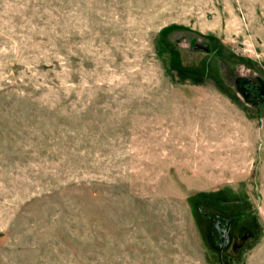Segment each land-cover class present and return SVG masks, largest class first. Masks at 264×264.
<instances>
[{
	"label": "rangeland",
	"instance_id": "obj_1",
	"mask_svg": "<svg viewBox=\"0 0 264 264\" xmlns=\"http://www.w3.org/2000/svg\"><path fill=\"white\" fill-rule=\"evenodd\" d=\"M238 79L264 0H0V264H264Z\"/></svg>",
	"mask_w": 264,
	"mask_h": 264
},
{
	"label": "flooded vegetation",
	"instance_id": "obj_2",
	"mask_svg": "<svg viewBox=\"0 0 264 264\" xmlns=\"http://www.w3.org/2000/svg\"><path fill=\"white\" fill-rule=\"evenodd\" d=\"M240 88L246 97V101L250 103L258 104L264 99V85L260 81L254 82L245 79L244 82H241Z\"/></svg>",
	"mask_w": 264,
	"mask_h": 264
},
{
	"label": "water",
	"instance_id": "obj_3",
	"mask_svg": "<svg viewBox=\"0 0 264 264\" xmlns=\"http://www.w3.org/2000/svg\"><path fill=\"white\" fill-rule=\"evenodd\" d=\"M192 49L193 50H197V51L203 50L205 52H208V50H209L208 45L204 44V43H196L194 46H192ZM242 81H243L242 79H238V81L236 82L237 83V88H238V91L241 94V96L246 99L243 91L240 88V84H241ZM263 85H264V83H263ZM263 96H264V93H263Z\"/></svg>",
	"mask_w": 264,
	"mask_h": 264
}]
</instances>
